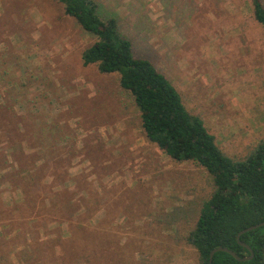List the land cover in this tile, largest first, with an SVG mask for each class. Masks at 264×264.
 Listing matches in <instances>:
<instances>
[{
	"label": "rangeland",
	"instance_id": "obj_1",
	"mask_svg": "<svg viewBox=\"0 0 264 264\" xmlns=\"http://www.w3.org/2000/svg\"><path fill=\"white\" fill-rule=\"evenodd\" d=\"M219 148L264 138V35L249 0H95ZM94 37L55 0H0L1 264H199L184 235L213 181L145 136Z\"/></svg>",
	"mask_w": 264,
	"mask_h": 264
},
{
	"label": "trees",
	"instance_id": "obj_2",
	"mask_svg": "<svg viewBox=\"0 0 264 264\" xmlns=\"http://www.w3.org/2000/svg\"><path fill=\"white\" fill-rule=\"evenodd\" d=\"M55 1L94 37L81 53L83 65L95 64L101 73L118 75L120 87L139 110L147 139L172 159L194 161L211 175V194L184 235L196 249L199 264H209V253L217 246L228 247L240 257L249 255L236 235L264 221V138L243 159L226 155L203 120L186 109L172 81L149 58L134 54L131 40L113 16L102 17L95 0ZM249 1L264 35V0ZM239 240L250 246L252 258L237 260L228 252L216 251L211 264H264V225L241 233Z\"/></svg>",
	"mask_w": 264,
	"mask_h": 264
},
{
	"label": "water",
	"instance_id": "obj_3",
	"mask_svg": "<svg viewBox=\"0 0 264 264\" xmlns=\"http://www.w3.org/2000/svg\"><path fill=\"white\" fill-rule=\"evenodd\" d=\"M262 225H264V221H260V222H257V223H255V224L249 225V226L243 228L242 230H240V231L238 232V234L236 235V239L238 240V242H239L241 245L245 246V247L250 251V254H249V255L244 256V257H240L238 254H236L235 251H233L232 249H230V248H228V247H225V246H217V247L211 249V251H210V253H209V260H208L209 264H211L213 254H214L216 251H225V252H228V253L231 254L234 258H236L237 260H246V259H250V258H252V256H253V252H252L250 246H249L248 244H246V243L240 241V240H239V236H240V234L243 233V232H246V231H249V230H251V229H254V228L260 227V226H262Z\"/></svg>",
	"mask_w": 264,
	"mask_h": 264
}]
</instances>
